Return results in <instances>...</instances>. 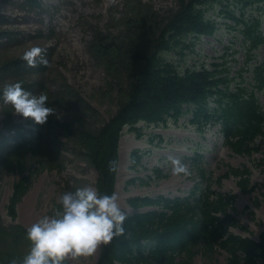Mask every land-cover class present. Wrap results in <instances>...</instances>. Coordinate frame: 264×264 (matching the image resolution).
Here are the masks:
<instances>
[{"label": "rangeland", "instance_id": "1", "mask_svg": "<svg viewBox=\"0 0 264 264\" xmlns=\"http://www.w3.org/2000/svg\"><path fill=\"white\" fill-rule=\"evenodd\" d=\"M186 1L0 0V89L9 82L22 81V86L34 93H47L57 110L46 122L36 123L15 114L0 97V216L10 233L0 236V259L17 244L12 226L28 229L43 215L55 214L62 209L59 197L66 190L97 187V169L82 154L75 136L60 124L69 122L73 131L76 127L95 129L111 118L127 96L125 50L135 24L145 16L160 27ZM242 6L238 0L207 4L206 16L217 23L214 32L183 37L164 50L162 58L181 72L216 69L219 76L231 79L232 88L236 82L256 87L259 74L243 68L264 67V3L244 9L245 17L260 16L259 29L257 23L250 24V30L257 26L262 35L256 37L260 41L256 48L247 45L245 26L236 19ZM99 35L108 36L105 42L110 48L97 47ZM33 45L46 49L47 65L33 67L23 59L24 51ZM256 95L264 110V89L256 90ZM189 106L185 105L186 112L178 120L169 118L166 124L139 122L141 136L129 126L124 128L115 191L120 206L132 214L137 209L129 204V197L185 196L197 184L206 187L210 183L212 189L238 194L231 212L240 226L230 229L260 239L264 233V140L255 142L261 150L237 152L228 145L218 124L200 129L193 123ZM134 151L141 155L135 162ZM171 157L187 164L190 174L173 173ZM244 166L252 170L251 182L256 187L252 192L243 193L239 178L233 175L225 177L221 185L217 183L230 167ZM131 179L135 181L129 182ZM20 180H24L25 192L13 219L8 204ZM102 246L92 255L67 258L71 264H97ZM30 247L29 238L21 237L15 255L25 256ZM194 251L193 257L186 256L181 264H226L229 256L221 248L206 253L203 245Z\"/></svg>", "mask_w": 264, "mask_h": 264}, {"label": "trees", "instance_id": "2", "mask_svg": "<svg viewBox=\"0 0 264 264\" xmlns=\"http://www.w3.org/2000/svg\"><path fill=\"white\" fill-rule=\"evenodd\" d=\"M209 0H188L180 9L158 27L145 16L140 18L127 43L125 61L129 87L126 99L120 103L116 113L98 128L73 127L69 122L61 123L62 129L73 134L79 142L82 154L90 160L98 171L97 188L101 193L116 191L120 163V141L125 126L138 130L137 124H166L169 118L178 120L184 115L185 105L192 112L191 121L200 129L206 125L219 124L228 145L237 152L261 150L255 142L264 140V110L259 104L254 89L237 83L231 88L228 76H219L209 69H187L180 72L161 54L172 48L176 38L188 33L212 32L214 24L206 19L199 3ZM244 6L263 0H239ZM243 6V8H244ZM259 23L252 18L245 23L244 33L249 39L247 45L258 46L261 36L250 30L251 23ZM135 29V30H134ZM108 36L99 35L97 47L110 48ZM107 40V39H106ZM258 88L264 87V72L258 69ZM81 102V98L75 95ZM138 151L132 153V160L138 161ZM133 162V165H136ZM132 165V166H133ZM238 177V186L243 193H250L252 171L247 166L230 167L219 176L221 185L225 177ZM135 179L129 180L134 182ZM24 180L15 183L8 204L9 214L17 217V205L25 192ZM196 187L187 196L169 197L165 195H136L129 197V204L136 208L150 207L129 214L124 222L125 232L103 244L97 264H181L186 256L193 257L194 250L203 245L204 252L214 253L218 248L228 253L226 264H264V233L260 239L233 232L231 226H240L239 219L231 212L237 193L213 190L210 183L205 190ZM256 205H260L259 200ZM15 233L17 244L11 253L4 254L0 264H17L24 256L15 255L21 237H27V229L15 224L10 229ZM10 234L2 224L0 216V236ZM177 258L180 260L177 261ZM64 264H71L65 258Z\"/></svg>", "mask_w": 264, "mask_h": 264}, {"label": "clouds", "instance_id": "3", "mask_svg": "<svg viewBox=\"0 0 264 264\" xmlns=\"http://www.w3.org/2000/svg\"><path fill=\"white\" fill-rule=\"evenodd\" d=\"M46 49L33 45L26 49L23 59L30 66L47 65ZM22 81L9 82L0 89V97L10 104L15 114L44 123L56 108L49 103L47 93H34L22 86ZM175 174H190L187 164L171 157ZM62 209L45 214L31 224L27 236L31 247L20 264H64L71 256L92 255L102 244L125 232L128 213L120 206L119 194L101 193L93 185L66 190L60 195ZM10 264H17L13 259Z\"/></svg>", "mask_w": 264, "mask_h": 264}]
</instances>
